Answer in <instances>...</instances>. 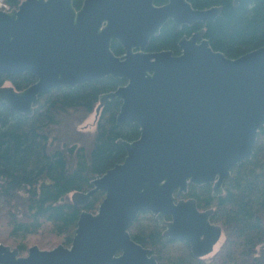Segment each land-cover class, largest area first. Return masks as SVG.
<instances>
[{
	"label": "water",
	"instance_id": "1",
	"mask_svg": "<svg viewBox=\"0 0 264 264\" xmlns=\"http://www.w3.org/2000/svg\"><path fill=\"white\" fill-rule=\"evenodd\" d=\"M156 1L84 0L77 8L74 0H26L0 11V74L37 78L22 91L0 87V101L10 110L32 116L41 94L110 76L127 83L100 96L97 115L108 102H119L117 123L138 125L141 133L133 142L119 140L127 152L123 163L93 180L89 191L72 194L82 212L70 247L33 246L21 256L0 244V264H158L129 232L147 213L195 258L214 253L223 236L211 222L215 210L178 197L190 185H211L219 197L231 170L252 158L264 127V46L229 58L206 38L208 22L222 7ZM169 20L178 29L202 28L182 37L179 55L148 51ZM113 41L124 55L113 52ZM98 192L105 198L97 212L86 210Z\"/></svg>",
	"mask_w": 264,
	"mask_h": 264
},
{
	"label": "trees",
	"instance_id": "2",
	"mask_svg": "<svg viewBox=\"0 0 264 264\" xmlns=\"http://www.w3.org/2000/svg\"><path fill=\"white\" fill-rule=\"evenodd\" d=\"M167 1L157 0L156 5ZM188 1L199 10L222 7L216 20L206 26V38L215 51L238 58L264 46V0H241L238 6L235 0ZM6 2L14 7L19 4V0ZM83 2L74 0V5L80 8ZM200 25L178 29L169 20L151 39L148 51L179 55L181 38ZM112 50L117 56L125 54L117 41H113ZM36 81L30 73L0 74V87L9 82L18 91ZM126 83L109 76L74 88L51 90L39 96L29 117L0 101V204L8 207L0 213V225L5 222L10 227L9 236L20 241V252L26 249L24 239L48 228L70 247L82 209L68 199L69 195L89 191L93 180L125 161L127 152L119 140L139 139L138 125L117 123L119 102H108L102 108L91 148L75 147L61 128L79 113L92 114L101 95ZM181 197L196 199L200 210H215L211 222L223 228L225 242L213 257L197 259L189 245L164 236V228L155 216L140 214L129 232L136 242L157 255L158 264H264V127L252 158L231 170L223 195L215 199L211 185H190ZM104 198V193H96L86 210L96 212ZM49 245L48 240L42 243L44 248Z\"/></svg>",
	"mask_w": 264,
	"mask_h": 264
},
{
	"label": "rangeland",
	"instance_id": "3",
	"mask_svg": "<svg viewBox=\"0 0 264 264\" xmlns=\"http://www.w3.org/2000/svg\"><path fill=\"white\" fill-rule=\"evenodd\" d=\"M5 85L10 86L11 83L8 82ZM79 114L81 116L76 115L75 117L69 118L64 122V124L61 127L62 132H65V134H67L71 138V142L76 144L75 147L80 148L82 145H86L89 148H91L97 132V126L100 116L97 115L96 111H94L92 114L88 116H82L81 113ZM55 134L56 131L54 135ZM71 196L72 194H70L68 197L70 201H71ZM181 198L188 199L185 197H181ZM7 209L8 207H5L4 204H0V213L5 212ZM9 232H10V227H8L5 222H2V224L0 225V244L7 245L12 248H19L20 241L11 238L9 236ZM46 240L51 242V245L44 248L42 246V243ZM224 242H225V234H223L219 243L215 246L214 253L207 256L206 259H209L213 257L216 253H218L221 250ZM23 243L26 245V249L24 251H21L22 256H27L29 248L33 246H38L42 250H52L59 245H64L63 238L57 237L50 228L46 230L44 229L43 231L39 232L37 235L28 236L26 239H24Z\"/></svg>",
	"mask_w": 264,
	"mask_h": 264
},
{
	"label": "built area",
	"instance_id": "4",
	"mask_svg": "<svg viewBox=\"0 0 264 264\" xmlns=\"http://www.w3.org/2000/svg\"><path fill=\"white\" fill-rule=\"evenodd\" d=\"M24 1V0H19V4ZM14 8L13 5H11L10 3L4 1V0H0V10L2 11H6L9 12Z\"/></svg>",
	"mask_w": 264,
	"mask_h": 264
},
{
	"label": "flooded vegetation",
	"instance_id": "5",
	"mask_svg": "<svg viewBox=\"0 0 264 264\" xmlns=\"http://www.w3.org/2000/svg\"><path fill=\"white\" fill-rule=\"evenodd\" d=\"M167 2H168V1H167ZM201 28H202V25H200L197 29L193 30L192 33L196 32L197 30H199V29H201ZM192 33H191V34H192ZM191 34H190V35H191ZM188 36H189V35H188ZM181 39H182V38H181ZM211 187H212V186H211ZM223 190H224V184H223ZM223 193H224V192H223ZM212 195H213V189H212ZM220 196H221V195H220ZM220 196H219V197H220ZM219 197H214V198L217 199V198H219Z\"/></svg>",
	"mask_w": 264,
	"mask_h": 264
}]
</instances>
